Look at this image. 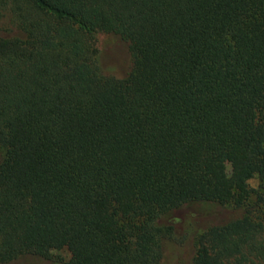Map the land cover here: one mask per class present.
<instances>
[{"label": "trees", "instance_id": "1", "mask_svg": "<svg viewBox=\"0 0 264 264\" xmlns=\"http://www.w3.org/2000/svg\"><path fill=\"white\" fill-rule=\"evenodd\" d=\"M186 243L264 264V0H0V264Z\"/></svg>", "mask_w": 264, "mask_h": 264}, {"label": "rangeland", "instance_id": "2", "mask_svg": "<svg viewBox=\"0 0 264 264\" xmlns=\"http://www.w3.org/2000/svg\"><path fill=\"white\" fill-rule=\"evenodd\" d=\"M109 42L110 41H108L106 39L104 34L100 33L97 35V47L100 50L104 49L105 46ZM225 168H226V172L228 174L230 171V162L229 161H227L225 163ZM248 185L251 188L255 189L257 186V179L255 177L251 178L248 181ZM224 216H225V213L222 211L220 213H216L215 211L211 212V220L213 222H220L221 220H223ZM190 252H191V247H190L189 243H186L181 247H177L175 253L168 254V257L170 260L167 264H184L187 261L189 255H190ZM51 259L54 262L53 261H50V262L44 261V263H39V261H38V262H29L28 264H63L68 260V254L64 250L57 251V252L54 251L51 254ZM59 260H62V261L60 263H58ZM16 264H18V263H16Z\"/></svg>", "mask_w": 264, "mask_h": 264}]
</instances>
